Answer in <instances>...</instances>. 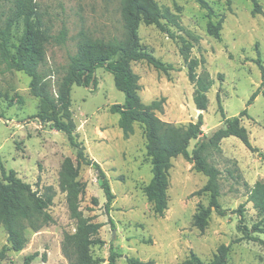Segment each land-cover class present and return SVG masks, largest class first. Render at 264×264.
<instances>
[{
	"label": "rangeland",
	"instance_id": "rangeland-1",
	"mask_svg": "<svg viewBox=\"0 0 264 264\" xmlns=\"http://www.w3.org/2000/svg\"><path fill=\"white\" fill-rule=\"evenodd\" d=\"M157 1L175 22L163 19L168 32L142 22L140 43L156 57L172 63L174 69L166 73L147 61L133 62L140 75L142 100L151 103L165 97L162 109L156 111L164 121L187 125L198 119L202 110L194 102L196 87L188 76L184 48L198 61V75L214 81L203 111L204 136L191 141L190 152L225 125L218 92L226 117L239 116L248 109L249 116L244 115L242 123L259 150L251 151L240 138L230 136L222 141L221 150L211 148L208 154L222 171L220 202L226 214L214 211L204 231L194 226L198 205L209 203V194L194 195L207 182V176L182 155L173 159L170 169L168 209L164 216L154 212L145 192L153 176L145 128L135 123L134 134L125 138L118 125L119 114L110 109L125 102V93L116 87L114 75L101 67L96 71V87L73 86L70 119L87 158L98 161L107 174L115 193L108 206L97 170L78 161L77 150L65 132L35 117L41 101L31 92V77L24 71L9 70L0 59V181L4 170L6 174L15 170L41 194L49 186L54 191L48 209L54 221L42 222L36 229L26 224L28 241L22 250L8 249L1 256L3 247L10 244L6 228L0 226V264H25V258L35 252L39 255L31 264H72L64 250L66 236L76 233L78 226L70 201L77 204L82 218L103 224L97 238L104 242L90 248L95 258L104 259L99 264L109 263L111 248L120 255L117 264H131L130 257L147 264H186L192 252L210 262L221 244L231 245L229 264H264V244L248 239L235 242L243 233L238 229L239 215L233 212L245 204V223L250 229L260 219L248 198L253 185L264 180V78L257 62L260 56L264 65V0H257L259 8L253 0H206L214 10L211 17L197 0ZM121 4L122 0H34L36 24L48 37L43 42L40 70L54 95L81 38L124 36ZM10 7L11 3L0 7L4 18L5 13H11ZM210 20L222 21L221 39L209 31ZM63 30L67 33L64 41L60 39ZM23 31V20L16 19L12 41L19 43ZM259 88L261 92L248 105ZM66 161L79 167L78 179L86 183L78 198H69L61 188L60 172ZM252 235L264 239V234L252 231Z\"/></svg>",
	"mask_w": 264,
	"mask_h": 264
},
{
	"label": "trees",
	"instance_id": "trees-1",
	"mask_svg": "<svg viewBox=\"0 0 264 264\" xmlns=\"http://www.w3.org/2000/svg\"><path fill=\"white\" fill-rule=\"evenodd\" d=\"M257 8V0H253ZM201 7L209 10V16L214 14L213 8L206 0H197ZM4 3H11V13L0 14V59L6 64L9 70L17 69L24 71L31 77L30 88L34 96L39 97L40 111L35 117L42 123H50L58 131L67 135L73 148L77 150L79 162L91 165L97 170L98 180L107 198L109 206L115 199L110 181L101 164L88 159L84 153V147L76 138V125L70 119V108L72 104L71 93L74 85L96 87L97 69L104 67L114 75L116 87L125 93L124 103L113 104L111 112L119 114L118 125L122 129L125 138H129L135 132V123H140L145 128L147 138V155L152 165V179L146 186L145 192L148 200L153 204V209L159 216H164L168 209V188L170 169L173 166V159L182 155L194 164V168L207 176V182L194 195L203 193L209 194L208 205L199 204L193 216V224L201 231H204L209 223L212 213L215 211L225 215L227 209L223 208L220 197L222 186L220 177L221 169L209 160L211 148L221 150L223 139L236 136L251 150L259 149L253 146L249 130L243 125L244 115H248V109H244L239 116L226 117L222 105L221 93L218 92L219 110L221 111L225 125L217 129L211 137L199 141L192 152L189 151L193 139L204 136L203 126L205 124L204 114L209 104L208 92L214 84L213 79L200 76L197 73L198 61L191 59L183 48V55L188 64L189 79L195 84L194 102L198 110H202L196 121L187 125H176L162 120L157 116L156 111L162 109L165 100H154L145 103L140 95V75L133 69L135 61H147L158 70L168 73L174 69L172 63H167L156 57L151 51L143 48L140 43L139 28L142 22L147 25H156L162 31H167L164 18L175 22L173 15L164 12L157 0H122L121 13L125 34L122 38L103 39L83 37L78 42L76 53L70 56V62L63 78L61 79L57 93L54 95L46 76L40 70L44 61L43 42L48 40L46 33H43L36 24L34 0H0V7ZM259 10V9H257ZM256 12V11H255ZM16 19L23 20L24 31L18 39L19 43L12 41V25ZM209 31L217 39H221L222 21L208 23ZM66 30L61 33L60 39H66ZM174 36V35H173ZM263 71L264 65L261 57L257 59ZM223 78V74H220ZM223 80V79H222ZM264 86V81L262 85ZM262 88V87H261ZM261 88L255 91L248 105L252 104L261 92ZM79 167L74 168L66 161L60 172V184L68 196L78 198L82 191H85L86 183L78 179ZM54 191L51 186L41 194L39 189L34 190L32 184L24 181L17 175L15 170L9 173L3 171V180L0 181V226L3 225L8 232V244L1 251L4 257L6 250H22L28 239L25 235L26 224L36 229L42 222L54 221L49 212L53 202ZM248 201L253 203L258 211L260 219L250 229L245 223V204H241L233 212L238 213V229L243 236L235 242L248 239L264 244V239L252 235V231L264 234V180H258L250 190ZM70 207L78 218L77 231L73 235H67L64 241L65 253L72 258V264H99L104 259L95 258L90 248L93 244H101L104 241L97 238L102 223H91L78 213V206L70 201ZM72 248V251H71ZM230 244H221L210 262L203 261L194 252L190 258L185 260L186 264H229ZM39 255L32 253L25 258V264L31 262ZM120 256L111 248L109 263L117 264V257ZM131 264H147L139 258L130 257Z\"/></svg>",
	"mask_w": 264,
	"mask_h": 264
},
{
	"label": "crops",
	"instance_id": "crops-1",
	"mask_svg": "<svg viewBox=\"0 0 264 264\" xmlns=\"http://www.w3.org/2000/svg\"><path fill=\"white\" fill-rule=\"evenodd\" d=\"M224 140V139H223Z\"/></svg>",
	"mask_w": 264,
	"mask_h": 264
}]
</instances>
